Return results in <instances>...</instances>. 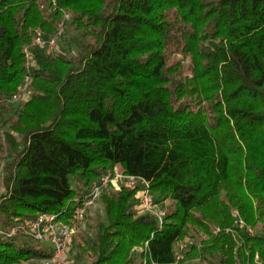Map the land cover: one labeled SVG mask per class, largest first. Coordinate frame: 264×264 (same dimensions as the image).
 <instances>
[{"label":"trees","instance_id":"obj_1","mask_svg":"<svg viewBox=\"0 0 264 264\" xmlns=\"http://www.w3.org/2000/svg\"><path fill=\"white\" fill-rule=\"evenodd\" d=\"M38 33L57 35L53 52ZM6 158L0 264L48 260L9 229L75 222L115 170L150 182L163 222L137 210V188L110 189L94 236L72 240L77 261L264 264V0H0Z\"/></svg>","mask_w":264,"mask_h":264},{"label":"built area","instance_id":"obj_2","mask_svg":"<svg viewBox=\"0 0 264 264\" xmlns=\"http://www.w3.org/2000/svg\"><path fill=\"white\" fill-rule=\"evenodd\" d=\"M66 18H68V16H66ZM56 44L57 35L50 37L48 41H44L39 33L33 37V46H46L50 52L55 50ZM24 52L29 64L31 60V50L27 47ZM28 90V85L22 88V92H27ZM19 99L20 96L18 95L16 100ZM124 187L137 188L139 199L138 210L145 214L156 216L159 219L160 224H162L164 214L162 213L160 206L153 201V194L150 190V182L144 177L130 175L122 172L121 170H115L105 174L101 181L92 186L90 193L84 199L83 204L76 210L74 220L76 222L66 223L59 220L57 215L42 213L37 219L32 220L27 224H18L11 227L8 234L12 236L17 233H21L23 236L31 238L38 243H49L51 246V257L48 260H44L43 264H67V258L72 249V240L75 232L74 229L77 228L76 226L85 219L88 214V209L91 206H95L101 196L108 190L112 189L117 191ZM240 224L244 225V222L241 221ZM74 225L76 226L74 227ZM248 232L253 233L251 228L248 229ZM1 233L2 229L0 227V234ZM185 247L186 244H180L181 250ZM180 256L181 255L178 256V260L180 259ZM256 264L262 263L256 260Z\"/></svg>","mask_w":264,"mask_h":264},{"label":"rangeland","instance_id":"obj_3","mask_svg":"<svg viewBox=\"0 0 264 264\" xmlns=\"http://www.w3.org/2000/svg\"><path fill=\"white\" fill-rule=\"evenodd\" d=\"M19 96H20L19 101L15 100V101H11L9 103L13 104L12 102H15V104H13L14 106H17L18 104H21V103H25V102L30 100L31 92H30V90H28L27 92L26 91L22 92V89H21ZM10 160H12V158H8V159L6 158L4 160L0 159V191L3 190V186H2L3 167H4V164L9 162ZM137 210H138V206H137ZM87 213H88L87 216L85 217V219L83 221H81V223H79L78 225L76 224L77 226L74 225V227L76 226L77 228L74 229L75 232H74L73 238H74V236H76L78 234L87 235V236H94V234L97 231V225H98L99 221L101 219H104V208H103L102 202L99 200L95 206H91L88 209ZM162 213L164 214L163 211H162ZM251 229L253 231V233H249L251 235L255 234L256 232L261 231V227H258L257 229H253V228H251ZM190 242H191V240L188 239L184 242V244L190 243ZM39 244L41 247L44 246L49 251H51V246L49 245V243H39ZM180 244H179V247H180ZM140 250L141 249H139L136 252L135 260H134L133 264H145L143 261V258L141 257V253H140L141 251ZM72 251H73V245H72V249L70 251V254L68 255V258H67V264H88L89 259L87 258V256H86V258H84L83 261H77L75 258H73L74 254ZM22 264H43V261L31 260L28 262H24ZM188 264H209V263L195 260V261L188 262Z\"/></svg>","mask_w":264,"mask_h":264}]
</instances>
